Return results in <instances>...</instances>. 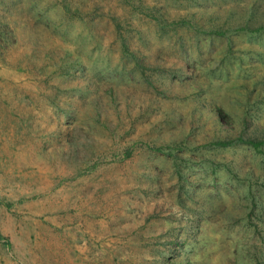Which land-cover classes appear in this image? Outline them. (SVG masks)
Wrapping results in <instances>:
<instances>
[{
	"label": "rangeland",
	"instance_id": "374dc122",
	"mask_svg": "<svg viewBox=\"0 0 264 264\" xmlns=\"http://www.w3.org/2000/svg\"><path fill=\"white\" fill-rule=\"evenodd\" d=\"M0 264H264V0H0Z\"/></svg>",
	"mask_w": 264,
	"mask_h": 264
},
{
	"label": "trees",
	"instance_id": "16d2710c",
	"mask_svg": "<svg viewBox=\"0 0 264 264\" xmlns=\"http://www.w3.org/2000/svg\"><path fill=\"white\" fill-rule=\"evenodd\" d=\"M239 142H243V140H238ZM237 141H235V142H222V143H219V145L221 146V145H223V146H227V145H232V144H234V143H236ZM252 144H254V145H258L259 143H254V142H251Z\"/></svg>",
	"mask_w": 264,
	"mask_h": 264
}]
</instances>
